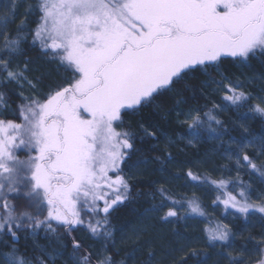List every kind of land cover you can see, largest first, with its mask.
<instances>
[{"label":"snow or ice","instance_id":"obj_1","mask_svg":"<svg viewBox=\"0 0 264 264\" xmlns=\"http://www.w3.org/2000/svg\"><path fill=\"white\" fill-rule=\"evenodd\" d=\"M34 50L64 68L63 83L33 74ZM226 58L241 68L253 59L264 61V0H6L0 10V88L14 91L21 102L10 111L0 91V264H56L61 258L65 264H161L157 248L169 264H189V258L206 264V252L183 243L189 237L176 229L174 239L157 232L148 223L151 215L185 226L203 218L212 225L202 229L205 243L223 248L218 255L227 264H264V232L245 237L212 220L195 194L176 198L163 184L147 194L159 200L140 214L139 227L121 238V247L111 221L143 195L133 197L121 167L139 151L137 135L120 128L124 116L159 108L157 100L169 96L188 145L217 142L228 161L221 170L235 168L237 177L213 180L189 168L174 178L211 187L219 193L212 206L223 204L233 222L255 219L264 227V189L252 199L253 182L264 185V132L237 122L230 128L221 118L249 105L238 119L251 113L264 121V95L254 96L247 87L264 81V73L246 83L222 68ZM197 98L205 101L202 107L184 110ZM254 99L258 103H250ZM138 128L141 141H159L155 126ZM19 151L27 157L21 159ZM155 160L163 172L164 161ZM242 172L250 179H242ZM80 231L85 238L73 234ZM238 239L239 253L233 255ZM87 240L103 243L93 250ZM124 245L130 248L117 259Z\"/></svg>","mask_w":264,"mask_h":264},{"label":"trees","instance_id":"obj_2","mask_svg":"<svg viewBox=\"0 0 264 264\" xmlns=\"http://www.w3.org/2000/svg\"><path fill=\"white\" fill-rule=\"evenodd\" d=\"M29 3H34L35 0H28ZM21 12L24 11L23 8L20 9ZM35 16L29 17V20L35 19ZM29 59L32 61V69L34 75H43L46 83L57 84L63 83L68 73L64 68H59L55 64L47 63V59L42 57L38 50H34L30 53ZM222 68L229 74L240 77L242 80L247 82V77L256 76L260 73H264V61L253 59L248 67H236L232 64L231 59L226 58L225 63ZM247 86L250 91L253 92L254 96L264 95V81H260L254 84H248ZM257 88H254V86ZM0 91L6 92V100L11 106V110L15 109L17 103H20V99L15 95V92L9 89H2ZM191 96V93L188 94ZM157 104L160 105L159 108L155 106L146 107L136 114H129L124 116V123L120 126L122 129H129L137 135L136 147L139 151L132 155L130 161L127 165H121L124 168V174L129 178L130 184L133 186V197H136V193H143L139 197L133 199L131 202L126 203L122 206L119 211L115 212L111 221L116 229L115 239L116 247H121V238L131 234V229L139 227L138 219L140 214L144 212L145 209L149 208L153 203H157L159 197L153 200L148 193H154L156 187L163 184L167 187L170 192L176 197L187 196L191 198L193 194L199 197L202 204L205 206L206 212L209 214L210 218L214 221H223L225 224H230L234 231L243 233V236H248L251 234L254 237L259 238V235L264 232V227L256 221L252 222L244 221L242 218L232 221V217L224 211L223 204H219L218 207L212 206V201L219 194L214 191L211 187L207 189H202L200 187H195L193 184L188 183L185 179H175L176 176H183L184 173L191 168L193 172H198L202 175H208L210 179L218 180L223 176L226 179H236V170L232 168L231 172H224L221 170V165L227 164L228 161L222 158L217 150V142L206 141L198 142L195 146L188 145V137L185 136L187 131L186 126H182L177 122V117L175 111H172L173 101L169 96L161 97L157 100ZM250 103H258L257 100H253ZM205 104L203 99H190L189 104L184 105V110L188 107H202ZM249 105L237 113L235 110L221 113V118L225 120L226 124L231 128L233 122L244 123L250 131L259 134L264 132V121H262L258 116H253L249 113V119L239 120L238 117L247 112ZM5 119L17 120V117L10 114H5L3 117ZM182 120L183 117H180ZM17 122H19L17 120ZM143 123L145 126L152 127L155 126L160 136L159 141L152 140L150 138H145L143 141L139 139L142 135L138 128V124ZM120 130V129H117ZM184 136V139L180 137ZM174 141V144L169 146L168 139ZM226 139V137H225ZM171 153V162L167 159V153ZM18 155L21 159L27 157L25 151H19ZM160 157L164 161L163 167L164 171H158L162 167L161 163L156 161V157ZM148 162L145 163L144 161ZM139 161V163H137ZM134 165V166H133ZM231 167V165H229ZM111 175V173H110ZM241 178L244 180H249L250 177L245 173H241ZM158 182V183H153ZM264 189V185H260L258 182H253V195L256 191ZM192 190L195 193H192ZM238 191V189L236 190ZM235 194V193H234ZM211 196L213 199H211ZM9 203L18 204L20 201L10 199ZM234 209H228V212H234ZM239 215V214H237ZM197 221H202L204 227H211L212 225L205 222L203 218H197ZM192 220L188 221L187 226L183 223L177 222L174 224L170 223H160L158 217L151 215L148 223L156 225V231L159 233L166 234L169 239H174L172 236V230L176 229L185 236L189 237V240L184 241L185 244H191L196 247L201 252H206L207 261L206 264H227L223 255H218V253L223 252V248L217 246L212 247L207 245L205 242L200 244V240L205 241L204 233H200L199 227L196 228V233L191 232ZM249 222V223H248ZM199 224L198 222H196ZM248 223L251 225H244ZM62 231V230H61ZM77 235L78 238H85L86 233L80 231L78 233H73ZM203 235V236H202ZM43 236V233H41ZM203 237V238H202ZM21 245L24 241L21 240ZM40 243H46L44 240H40ZM88 245H94L93 250L100 247L101 242H95L92 240H87ZM241 241L238 239L236 241V249L230 250L233 255H238L239 245ZM219 245V242H218ZM203 246V247H202ZM251 247V245H249ZM129 245H124V251L120 253V259L124 257L126 252L129 250ZM23 250V249H22ZM146 255L145 252L140 254L142 259ZM179 258V253L175 254ZM248 254L246 253V256ZM251 260L259 259L258 256L249 257ZM157 260L161 261V264H169V259L163 256V251L157 248ZM56 264H65V258L58 259ZM127 264H133L131 260ZM189 264H193L192 258H189Z\"/></svg>","mask_w":264,"mask_h":264},{"label":"rangeland","instance_id":"obj_3","mask_svg":"<svg viewBox=\"0 0 264 264\" xmlns=\"http://www.w3.org/2000/svg\"><path fill=\"white\" fill-rule=\"evenodd\" d=\"M6 3V0H0V10H2V7H3V5ZM229 59H231V58H229ZM247 83V82H246ZM247 86H250V85H247ZM254 88H257V86L255 85L254 86ZM257 192V191H256ZM192 193H195V191L194 190H192ZM211 199H213L212 198V196H211ZM252 199L253 200H255L256 199V194L255 195H253L252 196ZM192 221H194V222H192V226H193V228L191 229V232H197L196 231V228H194V227H199V229H200V233L201 234H203V232H202V229H204L205 227V225H204V223L202 222V221H197V219H195V220H192ZM196 222H198L199 224H197ZM249 222H252V221H249ZM248 222V223H249ZM248 223H244V225H251V224H248ZM203 236V235H202ZM260 236V235H259ZM203 238V237H202ZM203 242H205V241H203L202 239L200 240V244L202 245L203 244ZM203 247V246H202Z\"/></svg>","mask_w":264,"mask_h":264}]
</instances>
